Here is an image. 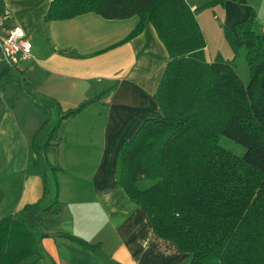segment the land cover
<instances>
[{
  "label": "trees",
  "instance_id": "1",
  "mask_svg": "<svg viewBox=\"0 0 264 264\" xmlns=\"http://www.w3.org/2000/svg\"><path fill=\"white\" fill-rule=\"evenodd\" d=\"M225 0L192 5L186 0H51L44 22L84 13L104 19L137 17L125 42L151 24L167 59L153 94L158 112L145 118L122 141L115 169L116 185L139 205L158 237L189 254V264H264V34L252 28L254 12L223 26L232 58H204L206 42L195 12ZM118 43V44H120ZM245 48L248 79L234 67ZM11 68V67H10ZM23 88L58 109L41 125L37 156L62 139L61 122L101 94L61 111L57 101L34 91L18 74ZM37 133V134H38ZM223 135L241 144L236 155L218 144ZM38 202L0 218V264H32L43 257L40 226L32 230L25 213ZM58 236L86 249L97 245L66 233Z\"/></svg>",
  "mask_w": 264,
  "mask_h": 264
},
{
  "label": "crops",
  "instance_id": "2",
  "mask_svg": "<svg viewBox=\"0 0 264 264\" xmlns=\"http://www.w3.org/2000/svg\"><path fill=\"white\" fill-rule=\"evenodd\" d=\"M50 1L0 0V14L7 10L9 24L31 44V59L18 69L0 60V218L26 204L50 208L41 212L40 225L34 209L25 213L30 229L47 233L40 239L43 257L32 264H189V254L154 234L143 209L115 182L122 141L158 112L153 94L167 59L163 44L149 23L120 43L136 16L104 19L88 12L44 22ZM18 74L61 111L101 94L61 122L62 139L46 153L52 177L36 153L44 140L38 131L55 107L23 88ZM60 233L97 248H82Z\"/></svg>",
  "mask_w": 264,
  "mask_h": 264
},
{
  "label": "rangeland",
  "instance_id": "3",
  "mask_svg": "<svg viewBox=\"0 0 264 264\" xmlns=\"http://www.w3.org/2000/svg\"><path fill=\"white\" fill-rule=\"evenodd\" d=\"M196 5L202 4L205 0H190ZM248 2L255 4V7L247 5L243 0H225L224 2L214 4L212 6L203 7L195 12L197 23L204 35L206 46L204 49V58L206 61H212L216 55L222 58H231L233 52L228 45V42L223 36V26H232L233 23L242 20L248 14L249 9L254 12V20L252 28L255 32L261 33L262 25L264 24V0H248ZM262 46L264 48V36L262 39ZM234 67L240 78L245 82L248 79L247 65L245 60V48L240 47L234 59ZM58 109L54 108L51 115V123H56L58 120ZM62 125V124H61ZM59 141H52L57 143ZM218 144L227 149L228 151L242 155L245 148L235 142L234 140L220 135L218 138ZM53 148L50 146L46 153H50ZM53 152V151H52ZM39 162L43 169L48 171L50 177L53 175V168L49 163L47 156L40 157ZM50 177H47L49 180ZM55 191V190H54ZM29 227V226H28Z\"/></svg>",
  "mask_w": 264,
  "mask_h": 264
},
{
  "label": "built area",
  "instance_id": "4",
  "mask_svg": "<svg viewBox=\"0 0 264 264\" xmlns=\"http://www.w3.org/2000/svg\"><path fill=\"white\" fill-rule=\"evenodd\" d=\"M8 15L7 10L0 14V60L18 69L23 62L31 59V44L19 27L9 24ZM261 32L264 34V25Z\"/></svg>",
  "mask_w": 264,
  "mask_h": 264
}]
</instances>
